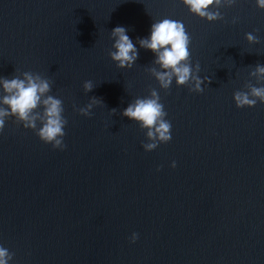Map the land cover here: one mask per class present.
I'll return each mask as SVG.
<instances>
[{"label":"water","instance_id":"95a60500","mask_svg":"<svg viewBox=\"0 0 264 264\" xmlns=\"http://www.w3.org/2000/svg\"><path fill=\"white\" fill-rule=\"evenodd\" d=\"M214 7L219 18L209 21L182 0H0V75L48 78L68 121L63 150L12 117L0 131V243L10 264H264V103L233 101L264 85L254 74L264 9L255 0ZM166 16L190 34V61L207 78L199 93L175 78L161 88L153 53L139 46ZM117 25L137 43L130 68L109 57ZM86 80L95 85L87 93ZM153 88L171 139L145 151L147 130L122 113ZM91 97L101 102L81 115Z\"/></svg>","mask_w":264,"mask_h":264},{"label":"clouds","instance_id":"9594fccd","mask_svg":"<svg viewBox=\"0 0 264 264\" xmlns=\"http://www.w3.org/2000/svg\"><path fill=\"white\" fill-rule=\"evenodd\" d=\"M233 2V0H230ZM188 10L200 18L212 21L219 18V12L214 6L221 0H182ZM258 8L264 9V0H255ZM235 23V18L233 20ZM113 39L110 59L117 68H130L138 56L137 43L128 35L123 25H117L111 30ZM248 41L259 39L254 32L245 34ZM191 37L183 21L172 17H163L153 21L148 35L138 39L139 46L153 53L154 63L159 70H153L154 76L161 88H169L175 78L177 86L191 84L190 91H203L202 84L207 79L198 75L199 64L193 68L190 61ZM264 78V64H258L255 73ZM94 83L86 80L83 90L90 92ZM51 82L39 73L24 71L21 75L11 77L0 75V131H3L9 117L26 129L33 130L38 138L53 149L63 150L65 126L62 99L49 94ZM91 102L77 111L84 116L91 115L93 103H100L97 97H91ZM233 101L239 107H252L257 102L264 103V85H252L248 91H235ZM114 111V110H113ZM122 115L138 123L146 129L147 141L143 144L145 151H151L158 144L171 139V122L166 119L167 112L161 100L159 91L155 88L146 96L137 97L124 108ZM172 167L176 162L172 161ZM138 233L133 232L130 242H135ZM13 253L0 243V264H10Z\"/></svg>","mask_w":264,"mask_h":264}]
</instances>
